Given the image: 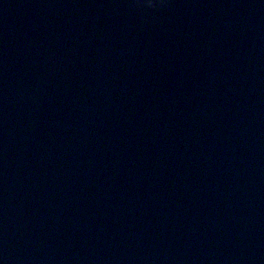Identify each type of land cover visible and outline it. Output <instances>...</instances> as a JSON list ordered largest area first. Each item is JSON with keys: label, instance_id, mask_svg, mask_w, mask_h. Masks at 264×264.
Returning a JSON list of instances; mask_svg holds the SVG:
<instances>
[{"label": "water", "instance_id": "obj_1", "mask_svg": "<svg viewBox=\"0 0 264 264\" xmlns=\"http://www.w3.org/2000/svg\"><path fill=\"white\" fill-rule=\"evenodd\" d=\"M0 264H264V0H0Z\"/></svg>", "mask_w": 264, "mask_h": 264}]
</instances>
